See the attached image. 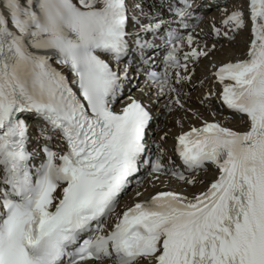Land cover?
<instances>
[{"label": "snow or ice", "instance_id": "snow-or-ice-1", "mask_svg": "<svg viewBox=\"0 0 264 264\" xmlns=\"http://www.w3.org/2000/svg\"><path fill=\"white\" fill-rule=\"evenodd\" d=\"M224 2L233 7L213 35L249 37L244 58L213 63L212 75L242 130L204 121L181 132V166L216 178L191 196L138 190L128 205L154 117L132 96L116 110L125 61L133 45L150 61L157 45L140 32L163 39L166 70L146 85L184 108L178 86L191 75L169 70L188 73L216 50L180 32L195 0H0V264H264V0ZM163 157L155 180L204 183Z\"/></svg>", "mask_w": 264, "mask_h": 264}, {"label": "bare ground", "instance_id": "bare-ground-1", "mask_svg": "<svg viewBox=\"0 0 264 264\" xmlns=\"http://www.w3.org/2000/svg\"><path fill=\"white\" fill-rule=\"evenodd\" d=\"M139 2V0H138ZM208 1L206 2H201L200 3V13H202L203 15L206 16H210L209 18L212 19L214 17V15L217 13L221 12V9L223 7H228L230 8L232 6V4L227 3V4H221L220 8H216L214 5L212 4L213 7L211 8H205L207 5ZM145 11L147 12V7L145 6ZM145 22H148L147 18L145 17ZM246 32V31H245ZM245 32H242L238 35V37H236V39L232 42H229L227 39L224 38H218V42L220 45V48L214 52L213 56L214 59L216 61H226L228 59H231L233 57H235L237 54L243 53L244 51H246V45L244 44V35ZM204 61V60H203ZM210 62L208 63H204L202 62V67L203 68V74H208L210 73L209 71V66H210ZM207 83H209L208 85H206ZM213 80L211 77H207L205 80V84L204 86L202 85H195L193 84L191 86V88L189 89V91H193V94H189V95H183V99H184V103L186 105H188L191 108L196 109L197 111L201 112V113H210V109H213L216 111H218L219 105H218V97L215 95L216 92L218 91L219 87L215 84H213ZM210 95V97H207V95ZM193 95V96H192ZM162 99H165V97H163ZM165 101V100H163ZM158 108V107H156ZM223 111V110H222ZM159 117L153 121L152 127L149 131V136H154L155 132L157 130V126H159V132H157V134H162V133H166V132H173L176 130V128L174 127V122L175 119L177 118V115L183 117L184 116V111L181 109H177L174 112H169L163 108L161 106V108L159 107ZM215 116L217 115L216 112ZM188 115V114H187ZM189 116L191 117V115L189 114ZM217 117H220V120L222 122L223 125H228L229 127H236V128H242V125H240V123L238 122L237 118H233L230 119V117H228V115H217ZM170 129V130H169ZM170 139H168L167 141H165L161 147L164 148V160H168V158H171L173 156L174 160L178 161V159L175 157V155L173 154L170 146L171 143L169 141ZM172 159V158H171ZM195 175V179L197 181L203 180L204 183L200 184L197 183L196 185H191V184H186L185 182H179V181H174L172 180L170 177L169 178H161L158 181H153L150 180L149 178L146 180L147 182V186H141V188H137L135 187L133 190H131L130 192H128V194L126 195V199L128 200V202H130L133 198L135 197V192L138 191L139 189L143 190V193L146 194L148 192H152L156 189H158L161 186H165V187H170L172 189H174L175 191H179V192H183L186 195H192L193 193H199L202 192L204 190H206V188L209 185V181L214 178L216 176V172L214 169H210L207 173H201V174H194ZM145 189H147V191H145ZM143 194V195H144ZM143 196L139 197L138 199H141Z\"/></svg>", "mask_w": 264, "mask_h": 264}]
</instances>
